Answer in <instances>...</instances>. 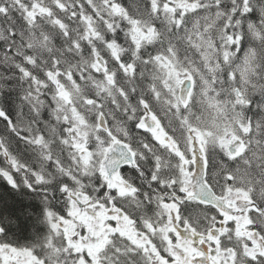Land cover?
I'll return each mask as SVG.
<instances>
[{
  "label": "snow or ice",
  "instance_id": "obj_1",
  "mask_svg": "<svg viewBox=\"0 0 264 264\" xmlns=\"http://www.w3.org/2000/svg\"><path fill=\"white\" fill-rule=\"evenodd\" d=\"M0 264H264V0H0Z\"/></svg>",
  "mask_w": 264,
  "mask_h": 264
},
{
  "label": "trees",
  "instance_id": "obj_2",
  "mask_svg": "<svg viewBox=\"0 0 264 264\" xmlns=\"http://www.w3.org/2000/svg\"><path fill=\"white\" fill-rule=\"evenodd\" d=\"M5 188H6V185H4L2 181H0V193H3Z\"/></svg>",
  "mask_w": 264,
  "mask_h": 264
}]
</instances>
